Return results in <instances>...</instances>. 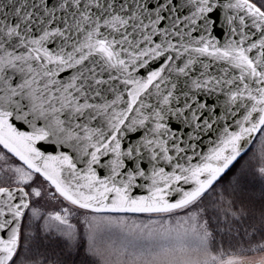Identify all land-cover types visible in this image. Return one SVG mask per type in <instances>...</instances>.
Wrapping results in <instances>:
<instances>
[{"label":"snow or ice","instance_id":"snow-or-ice-1","mask_svg":"<svg viewBox=\"0 0 264 264\" xmlns=\"http://www.w3.org/2000/svg\"><path fill=\"white\" fill-rule=\"evenodd\" d=\"M257 136L264 178V0H0V264H264Z\"/></svg>","mask_w":264,"mask_h":264},{"label":"trees","instance_id":"trees-1","mask_svg":"<svg viewBox=\"0 0 264 264\" xmlns=\"http://www.w3.org/2000/svg\"><path fill=\"white\" fill-rule=\"evenodd\" d=\"M250 152L251 149L244 155H241L230 166V169L222 176L218 187L221 185L226 187L232 193V198L235 199L238 206L243 203L245 206L254 207L256 210V220L253 223L258 225L259 209L262 200H264V195H262L264 194V178L258 176L256 172L257 160L255 159H252V163L246 167V169H250V173L248 175L242 173V161L248 159ZM211 212L212 208L209 207V213ZM34 251L36 259H39L42 255H48L53 259L58 256L61 260L65 261V264H80V261L84 258L82 250L77 254L74 248H69L65 245L62 238L57 237H50L41 248Z\"/></svg>","mask_w":264,"mask_h":264},{"label":"water","instance_id":"water-1","mask_svg":"<svg viewBox=\"0 0 264 264\" xmlns=\"http://www.w3.org/2000/svg\"><path fill=\"white\" fill-rule=\"evenodd\" d=\"M217 27H220V21L218 20L217 21ZM218 38L220 39V40H223L224 39V35H223V33L222 32H220L219 34H218ZM153 67H155V65H153ZM143 74V73H142ZM173 123H178V122H173ZM228 123H231V121H228ZM135 138V137H134ZM209 138H211V139H215V133H209L207 136H205L204 138H203V141L199 144V147H198V149H197V151H201V150H203V151H206L207 150V148H208V140H209ZM255 140V137L253 138V141ZM253 141H252V143H253ZM252 143L248 146V148L245 150V152L249 149V147L252 145ZM40 147H41V150H43V151H45V152H51V153H53V154H55L57 151H60V150H62V149H60L55 143H53V142H50V141H44V142H40V145H39ZM64 150H66V149H64ZM243 155V154H242Z\"/></svg>","mask_w":264,"mask_h":264},{"label":"rangeland","instance_id":"rangeland-1","mask_svg":"<svg viewBox=\"0 0 264 264\" xmlns=\"http://www.w3.org/2000/svg\"><path fill=\"white\" fill-rule=\"evenodd\" d=\"M259 140H260V138L257 136V137L255 138V140H254L252 146L250 147L251 152L248 154V155H250V156L248 157V159H244V160L242 161V169H241V171H242V173H244V174H247V175H248V174L250 173V169H246V167L252 163V159H253V160H254V159L257 160V167H258V165H259V161H260V159H261V155H260V143H259ZM256 169H257V168H256ZM256 172H257V171H256ZM242 173H240V174H242ZM257 174H258V173H257ZM258 176H259V174H258ZM3 179H4V177H3V176H0V182H2ZM52 207H53V204H51V203H48V204L45 205L46 210L51 209ZM81 232H83V228H82V227H81Z\"/></svg>","mask_w":264,"mask_h":264}]
</instances>
